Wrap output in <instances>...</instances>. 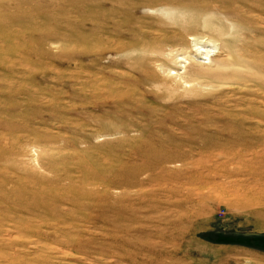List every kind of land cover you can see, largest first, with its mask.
I'll use <instances>...</instances> for the list:
<instances>
[{
	"label": "rangeland",
	"instance_id": "374dc122",
	"mask_svg": "<svg viewBox=\"0 0 264 264\" xmlns=\"http://www.w3.org/2000/svg\"><path fill=\"white\" fill-rule=\"evenodd\" d=\"M0 264H264V0H0Z\"/></svg>",
	"mask_w": 264,
	"mask_h": 264
},
{
	"label": "bare ground",
	"instance_id": "6f19581e",
	"mask_svg": "<svg viewBox=\"0 0 264 264\" xmlns=\"http://www.w3.org/2000/svg\"><path fill=\"white\" fill-rule=\"evenodd\" d=\"M205 55H207V56H208V53H206Z\"/></svg>",
	"mask_w": 264,
	"mask_h": 264
}]
</instances>
